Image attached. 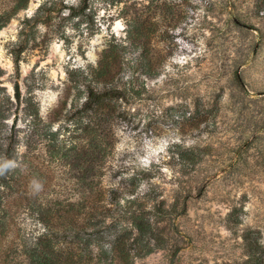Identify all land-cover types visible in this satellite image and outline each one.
Segmentation results:
<instances>
[{
  "label": "rangeland",
  "instance_id": "374dc122",
  "mask_svg": "<svg viewBox=\"0 0 264 264\" xmlns=\"http://www.w3.org/2000/svg\"><path fill=\"white\" fill-rule=\"evenodd\" d=\"M0 14V145L17 137L28 195L84 208L76 264L264 262V0H0ZM90 88L109 104L89 109ZM37 215L17 217L30 246Z\"/></svg>",
  "mask_w": 264,
  "mask_h": 264
},
{
  "label": "trees",
  "instance_id": "16d2710c",
  "mask_svg": "<svg viewBox=\"0 0 264 264\" xmlns=\"http://www.w3.org/2000/svg\"><path fill=\"white\" fill-rule=\"evenodd\" d=\"M6 21L5 16L0 14V31ZM15 57L19 62L20 50H15ZM16 89L19 99V87ZM110 93L107 89L98 92L90 88L86 106L89 109L107 106L111 101ZM3 114L0 105V117ZM6 139L9 141L7 145H0V264H76L73 259L75 250L81 248V233L89 226H80L77 223L84 208L75 205L62 206L56 201L42 205L39 202V193L28 195L26 189L22 190L17 178L18 172L11 170L17 137L13 134ZM23 209L29 210L30 213L36 212L37 217L47 227L46 233L39 238L35 246H30L21 237L17 217ZM87 213L90 217L97 215L94 207H90ZM63 241L70 245L66 257L62 253ZM257 264L264 262L260 258Z\"/></svg>",
  "mask_w": 264,
  "mask_h": 264
}]
</instances>
